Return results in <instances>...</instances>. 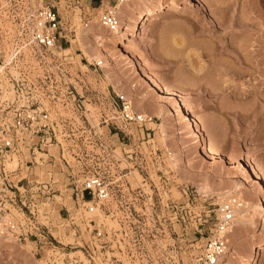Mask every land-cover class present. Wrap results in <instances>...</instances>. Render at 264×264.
Masks as SVG:
<instances>
[{"label":"rangeland","instance_id":"374dc122","mask_svg":"<svg viewBox=\"0 0 264 264\" xmlns=\"http://www.w3.org/2000/svg\"><path fill=\"white\" fill-rule=\"evenodd\" d=\"M43 1L62 16L61 58L46 67L26 48L16 61L38 79L44 93H56L45 98L56 134L28 172L29 181L54 182V187L37 200L43 232L23 241L1 239L0 264H48L52 247L60 251V263L68 256L83 257L80 246L65 244L77 230L92 240L98 225L86 227L78 219L76 227H69L66 208L76 210L73 188L89 174H100L113 186L107 203L111 212L99 220L102 240L110 241L113 254L122 253L124 264H192L215 234L219 205L232 197L240 205L233 231H226L227 252L217 264H244L253 244L264 237V190L238 168L242 161L264 176V0H176L178 9L145 19L126 44L97 38L111 32L101 18L116 0ZM6 4L0 0V72L7 65L14 70L11 54L20 42ZM238 19L244 23L230 25ZM231 39L239 48L250 44L242 50L251 53L248 66L223 48L221 41L229 49ZM59 64L67 76L60 74ZM231 67L242 76L232 74L225 81ZM141 68L192 108L219 159L203 152L177 108L165 102ZM49 75L51 82L45 78ZM253 88L263 96L250 95L247 90ZM121 93L146 121L121 120ZM35 185L30 182L28 191ZM255 264H264V249Z\"/></svg>","mask_w":264,"mask_h":264},{"label":"built area","instance_id":"2783aa9c","mask_svg":"<svg viewBox=\"0 0 264 264\" xmlns=\"http://www.w3.org/2000/svg\"><path fill=\"white\" fill-rule=\"evenodd\" d=\"M130 0H116L128 2ZM115 4V6H116ZM5 13L18 24L20 42L12 51L14 70L6 66L0 72V240L14 239L27 240L34 233L41 234L44 224H41L38 206L40 193L50 192L54 182L33 179L28 180L31 165L36 161V155L49 149L55 136L54 120L50 108L45 104L47 93L55 97L56 93L43 92L39 81L33 78L24 65L18 64L16 59L24 51L31 50L44 66H50L55 58L60 59L59 41L62 37V16L60 10L43 0H7ZM104 26L110 31L120 25L118 14L112 10H105L101 18ZM60 74L67 76L68 72L58 65ZM57 66V67H58ZM50 82L49 76H45ZM50 96V95H49ZM122 103L120 118L125 123H142L146 117L134 111L132 102L126 94L117 96ZM151 120V118H148ZM30 154V156H29ZM42 158V156L40 157ZM36 163V162H35ZM26 173V174H24ZM27 181L19 185L15 178ZM27 178V179H26ZM36 185L28 191V184ZM47 184H51L49 187ZM48 187V188H47ZM36 188V190H35ZM42 189V192L38 191ZM47 189V190H46ZM58 191V190H57ZM114 193L113 186L100 174H89L80 184L73 188L72 197L75 202V211L66 208V223L69 227H76V221L81 219L86 227L98 225L92 240L85 238L78 230L73 234L72 240L65 244L70 248L80 246L81 255L63 258L52 247V254H47L48 264H97L100 259L103 264H124L122 253L113 254L108 246L109 240H102L104 227L99 218L108 212L107 203ZM61 194V193H60ZM239 204L237 197H232L219 205L217 209L218 225L215 234L210 237L199 255L195 256L192 264H217L227 252V238L222 232L230 230L234 221L235 208ZM28 212V213H27ZM23 214V216H19ZM78 213V216L77 215ZM47 225V224H46ZM50 225H47L48 227ZM53 235V234H51ZM106 237L109 233H106ZM105 236V235H104ZM62 244L61 239L53 236ZM122 242V240H120Z\"/></svg>","mask_w":264,"mask_h":264},{"label":"bare ground","instance_id":"6f19581e","mask_svg":"<svg viewBox=\"0 0 264 264\" xmlns=\"http://www.w3.org/2000/svg\"><path fill=\"white\" fill-rule=\"evenodd\" d=\"M142 4H145V5L142 8H139V6H141ZM222 4L220 6H218V7H221ZM225 5H226V3H225ZM225 5L222 6V10L227 9ZM172 9L173 10L178 9V2L176 0H169V1H165V0H130L128 2H120V3H117L116 6H114L112 8V10H114L118 14V17H119V20H120V25L115 30H112L110 33H108L106 35H101V34L99 35L98 34V37L97 38L99 40H101V39L102 40L103 39H105V40L107 39L108 40V39H111V38H117L119 43L126 44V42L132 36H136V34H138V32L140 31V27L144 23L145 19L154 17L158 13L169 12ZM211 12L212 11L210 10V13ZM238 23L239 24H242L244 22L243 21H239V19H238V21L234 20L233 22H231L230 25L231 26L232 25L235 26V24H238ZM219 24L222 25V23H219ZM93 26L95 27V25H93ZM91 28H93V27L91 26ZM88 33L89 32L87 30L84 31L83 32L84 37H87L88 36ZM91 33H92V31H91ZM222 40H223V37H222ZM221 43H222L223 48L225 49V51H227V53L229 54V56H231L232 58H234L235 61H237V62L239 61L242 64L244 63L247 66L251 63L250 62L251 61L250 60L251 58L249 57L251 53L249 55L248 54L245 55V54L242 53V50L243 49L248 50L247 48H245V46H247V43L248 42L245 43L246 45L244 44L245 46L242 45L239 48L238 46L235 45L236 43H234V41L231 39L230 40V43H229L231 45V46H229L231 49L230 48L227 49L228 48L227 47V44H225L224 42L221 41ZM239 46H240V44H239ZM249 46H250V44H249ZM249 46H247V47H249ZM251 46H252V44H251ZM127 58L128 59H131L132 57H130V55L128 54L127 55ZM10 60H11V57H9V61ZM130 61H132V59ZM3 67L4 66L0 64V70L1 71L3 70ZM138 68H140V67L138 66ZM232 70H233V71H231L232 73L230 72L231 74H228L227 73L225 75V77L228 76L227 79L226 78L224 79L225 81L228 80V79H230V78H233L235 75L236 76L237 75L238 76L240 75V77L242 76L241 75L242 72H240V74H239V70H237L238 73H237V71L234 70V68H232ZM138 71H139V69H138ZM141 71H142V68H141ZM141 71H139V72H141ZM142 72L144 74L141 73V75H143V77L145 79H147L155 88H157L158 90H160L162 92V98L165 100V102H167L168 104H170L171 107L173 106V107H176L177 108V110L179 111L181 117L188 123L189 127L192 129L193 137H195V139H197L199 141V144L202 147L203 152H205V154L208 157L212 158V159H219L220 157L216 154V152L213 150V148L209 145L208 140L204 137L203 130H202V125H201L200 121L193 114L192 108L184 105L179 100L173 98L172 93L170 92V90L168 88L162 86L158 81H156L155 79H153L149 74L145 73L144 71H142ZM262 73H263L262 75L264 77V68H262ZM245 91L246 90H244V92ZM247 91L249 92L250 95H252V94L255 95L256 94L255 96H260V97L263 96L262 91L259 92L260 90H256L255 91V89H254L252 91H250V90H247ZM244 92H242V94ZM236 94H237V92H236ZM258 94H261V95H258ZM253 98H255V97H253ZM163 125L164 124L162 123V126ZM238 168L242 172L243 171L248 172L249 178H251L252 180H254V182L260 183L261 186H262V188H263V190H264V176L261 174V172L256 167L252 166L251 167V170H249L242 161H239L238 162ZM243 214L244 213H242L241 211H237L236 212V215L242 216ZM261 220H262V224H263V228H264V203L261 206ZM228 231H231L232 232L233 229L232 230H228ZM226 234H227L226 231L225 232H222V236L225 237ZM228 235H227V237H229ZM251 249L252 250L250 251V253H248V256L245 259L244 264H255L258 261L260 255H261V253H262V251L264 249V237H262L260 240H258L257 242H255L253 244V246H252Z\"/></svg>","mask_w":264,"mask_h":264}]
</instances>
